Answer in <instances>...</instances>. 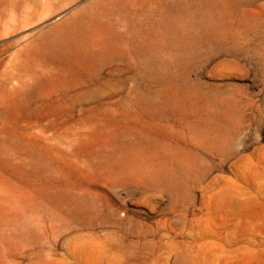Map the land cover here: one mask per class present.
I'll use <instances>...</instances> for the list:
<instances>
[{"label":"rangeland","instance_id":"1","mask_svg":"<svg viewBox=\"0 0 264 264\" xmlns=\"http://www.w3.org/2000/svg\"><path fill=\"white\" fill-rule=\"evenodd\" d=\"M0 264H264V0H0Z\"/></svg>","mask_w":264,"mask_h":264}]
</instances>
